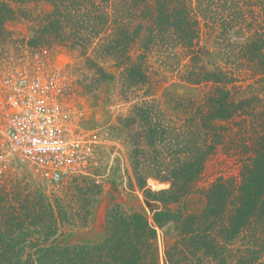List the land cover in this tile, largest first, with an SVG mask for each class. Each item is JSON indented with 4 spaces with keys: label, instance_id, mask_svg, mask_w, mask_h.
Returning <instances> with one entry per match:
<instances>
[{
    "label": "trees",
    "instance_id": "1",
    "mask_svg": "<svg viewBox=\"0 0 264 264\" xmlns=\"http://www.w3.org/2000/svg\"><path fill=\"white\" fill-rule=\"evenodd\" d=\"M17 22L30 47L111 63L136 96L150 60L188 94L170 113L139 101L125 120L152 221L114 205L102 240L71 249L55 242L75 219L60 199L0 186V264H264V0H0L1 44ZM194 195L205 204L189 213Z\"/></svg>",
    "mask_w": 264,
    "mask_h": 264
},
{
    "label": "rangeland",
    "instance_id": "2",
    "mask_svg": "<svg viewBox=\"0 0 264 264\" xmlns=\"http://www.w3.org/2000/svg\"><path fill=\"white\" fill-rule=\"evenodd\" d=\"M7 28L12 32V40L0 43V78L25 67L34 53H43L51 64L63 69L68 87L64 103L71 120L82 129L98 132L101 144L97 166L78 177L50 185L23 173L0 178V186L8 190L20 189L24 194L41 192L60 199L63 208L71 211L75 219L72 223H59L55 242L71 249L91 246L102 240L106 213L114 205L143 212L152 221L144 190L138 188L134 177L133 161L137 149L131 143L135 132L125 120L133 115V108L139 101L156 100L165 113H170L178 99L188 94L178 75L150 60L151 84L136 96L135 89L132 93L124 89V81L111 63L87 61L79 50L70 51L59 46L49 49L30 47L32 44L27 40L30 34L26 23H10ZM98 68L113 73L115 79L104 82L95 73ZM148 188H152L149 180L145 190ZM204 204L203 197L194 195L187 200L185 210L195 213ZM69 217L72 218L71 215ZM168 241L158 231L160 256ZM160 264H163L161 259Z\"/></svg>",
    "mask_w": 264,
    "mask_h": 264
},
{
    "label": "built area",
    "instance_id": "3",
    "mask_svg": "<svg viewBox=\"0 0 264 264\" xmlns=\"http://www.w3.org/2000/svg\"><path fill=\"white\" fill-rule=\"evenodd\" d=\"M43 55L0 78V178L28 173L57 185L97 166L101 139L73 123L63 69Z\"/></svg>",
    "mask_w": 264,
    "mask_h": 264
}]
</instances>
